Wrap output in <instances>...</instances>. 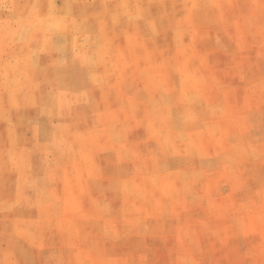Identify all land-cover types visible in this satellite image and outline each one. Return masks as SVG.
<instances>
[{"label":"rangeland","instance_id":"374dc122","mask_svg":"<svg viewBox=\"0 0 264 264\" xmlns=\"http://www.w3.org/2000/svg\"><path fill=\"white\" fill-rule=\"evenodd\" d=\"M0 264H264V0H0Z\"/></svg>","mask_w":264,"mask_h":264},{"label":"bare ground","instance_id":"6f19581e","mask_svg":"<svg viewBox=\"0 0 264 264\" xmlns=\"http://www.w3.org/2000/svg\"><path fill=\"white\" fill-rule=\"evenodd\" d=\"M37 46H38V45H37ZM29 49H30V48H29ZM17 87H18V86H17ZM138 191H139V190H138ZM140 191H141V190H140ZM140 191H139V192H140Z\"/></svg>","mask_w":264,"mask_h":264}]
</instances>
